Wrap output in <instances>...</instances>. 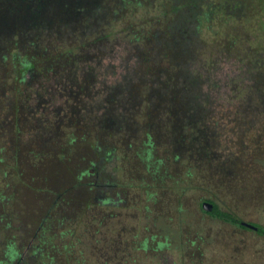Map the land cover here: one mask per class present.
Returning <instances> with one entry per match:
<instances>
[{
    "label": "trees",
    "instance_id": "trees-1",
    "mask_svg": "<svg viewBox=\"0 0 264 264\" xmlns=\"http://www.w3.org/2000/svg\"><path fill=\"white\" fill-rule=\"evenodd\" d=\"M78 1L52 13L41 3L13 1L8 15H0V133L9 135L0 147V165L28 175L15 186L33 195L34 203L56 196L60 220L74 222L80 242L87 235L93 254L100 251L103 225L115 236L122 204L115 198L125 197L124 205L133 207L130 186L145 195L136 208L145 218L144 224L138 221V235L146 238L144 229L151 233L156 226L161 236L168 219L176 212L182 217L185 193L201 189L198 181L208 173L196 178L198 160H216V188L230 199L264 198V95L244 87L247 96L231 103L240 87L236 78L218 82L198 70L186 74L193 22L187 10L195 0ZM81 17L95 38L78 50L69 46L68 33L59 32L71 30ZM117 21L118 35L108 29ZM119 44L128 53L121 56L123 64L133 63L119 78L99 84L97 68L109 69L102 61L114 58ZM84 62L94 69L83 73ZM205 84L216 91L228 87L226 101L206 98L199 90ZM54 94L64 95L65 104L49 108L43 101ZM125 154L131 159L122 160ZM209 196L200 197L203 212L211 214L203 208L207 203L228 218L213 215L244 223L217 207L223 205L214 201L219 194Z\"/></svg>",
    "mask_w": 264,
    "mask_h": 264
},
{
    "label": "rangeland",
    "instance_id": "rangeland-1",
    "mask_svg": "<svg viewBox=\"0 0 264 264\" xmlns=\"http://www.w3.org/2000/svg\"><path fill=\"white\" fill-rule=\"evenodd\" d=\"M156 4L158 5V3ZM103 7H105V2H103ZM155 8L156 6H154V9ZM144 9L145 8H141V10H138V13L140 11L144 12ZM244 10H246L248 14L242 15V17L235 14L234 16L237 18L236 20L232 18L221 20L216 19L215 17L204 20L199 28V32H196L194 28L192 33L190 32V29L193 28L189 29L187 34L188 41H186L190 45L187 50L188 54L190 53L189 58L185 60L183 64L185 65L184 69L187 70L186 74L191 76L194 74V70H198L203 76L204 74H207L210 76L211 80L215 79L218 82L223 80L229 82L228 79L233 80V78H236L233 82L236 81L240 87L235 89L234 99L231 103L236 102L234 100H239L244 95L247 96L246 91L243 89L244 87L245 89L248 88V90L249 87L254 89L249 90L250 92L254 91V94L260 93V96L264 95V63L263 66H261L262 63L257 62L256 65L259 66L257 69L254 68L256 67L255 65L249 66L252 54L259 56L260 60L264 62V0H246L244 2ZM159 12V8L152 11L153 14H158ZM229 14H232L231 10ZM137 16H140V14ZM82 18L83 17L80 18L78 24H75L71 30L68 31L65 29L64 32H59L68 33L67 37L70 42L69 46L72 45L73 47L78 48V50H82L83 47L88 46V44H94L92 42L95 38V35H93L95 30L92 28L88 29L84 24H81ZM111 24V28L108 29H112L113 34L117 33L118 35L119 33L116 30L119 22H112ZM86 50L92 51L94 49L89 46ZM128 50L129 48L127 51ZM125 51V47L119 44L114 49V58L103 59V65L105 64L109 69L104 72L102 67L99 66L97 68V75L95 78L99 84L103 81L110 82L115 78H119V76L124 74L126 64L128 63L131 65L133 63L132 59H130L127 63L123 64L121 56L128 54ZM183 59H186L185 55L183 56ZM84 64V68H81L83 69V73L89 72L90 68L94 69L93 63H91L90 66V63L84 62ZM213 68H216L214 69V73H210ZM218 68H220V70H218ZM111 69L115 70V76H112ZM251 70H253V72ZM209 86L210 85L205 84L202 86L200 85L199 88L200 92L204 94L206 98H217L226 101L228 95L225 94V91L228 87L224 89L225 86L221 85L219 90L216 91L211 90ZM230 92L229 97L233 96ZM41 94L43 93L41 92ZM54 96L55 94L50 95L47 99L48 101H43L49 105V108L51 106H53V108L57 106L60 107L62 104H65L66 97L64 95L57 94L55 99ZM32 102H30L29 105H32ZM52 110L54 111V109ZM89 111L90 108H87V114ZM99 113L102 114V109L99 110ZM130 134L133 135L134 131H130ZM8 136L9 135L7 134L3 133L1 135L0 133V147L8 143V139L5 140V137ZM92 137L97 136L96 134H93ZM159 153L162 154V148H159ZM192 153L193 152H189L188 154L190 155ZM130 156L131 155L129 154L120 155L122 160H126L125 158L131 159ZM205 157L207 156H204V158ZM215 162L216 160L203 159L197 161L196 178L202 177L203 173L208 174L203 176L204 181H198V183L202 185L200 190H189V192L185 193L183 196L185 203L181 216L184 222L181 224L184 225L186 230L189 229V227L193 228L197 235L187 233L189 230H187V232L184 231L185 234L183 235V229L177 228L175 223L171 224L166 228L169 236H171L170 247L168 250L163 251V253L167 257L168 262H175L178 264L179 255L183 256V252L190 253L188 249L189 247L186 246L187 249L183 247L185 246V238L183 237L191 236L192 238L197 237L198 241L200 239L203 248L202 252H204V256L202 257V262L197 261L199 264H264V198H259L257 201H251L249 198L245 200H243V198H238V201L234 198L230 199V197L225 196L220 192V186L219 189L218 187L216 188V175L211 171L215 166ZM12 168L13 166L10 168L5 166V164L0 165V189L7 188L9 185H14L17 180H22L28 176L20 174L17 171L13 172V169L15 168ZM7 176L11 179L10 182L8 181ZM186 183L187 186L190 187L191 183ZM130 187L132 188L130 189L128 196L132 197V201L133 197L135 198L132 205L135 206V204H137L136 208L138 206L141 207L142 205H139V203L141 200H144L145 195L140 194L135 187ZM214 192L219 194L218 197L215 196L214 201L223 204L217 206L221 211L232 213L231 216L233 215L237 220L251 224L262 231L263 234L258 233L253 229L238 227L226 219L203 212L200 209V197L204 196L209 198V193ZM118 198H120V196H118ZM125 199L127 198L124 197L121 201L123 205L121 207L122 209L119 210L122 215L120 220L121 225L119 226H128V228H130L135 224L131 223V216L134 217L138 211L134 210L135 207H125L123 203ZM177 215L178 213L176 212L175 218H177ZM170 220L173 219L171 218ZM138 221L139 224H144L145 218L140 216L137 219V224ZM165 230L163 229V231ZM156 231V226L151 229V232ZM179 231L181 232V235H179ZM83 241L87 242L89 246L87 235L82 236V247L84 246ZM83 249L86 252H90L85 247H83ZM188 258L189 255L184 258L186 264L190 263ZM151 260L152 257H149L148 255L141 261V263L151 264ZM190 264H195V262H191Z\"/></svg>",
    "mask_w": 264,
    "mask_h": 264
},
{
    "label": "flooded vegetation",
    "instance_id": "flooded-vegetation-1",
    "mask_svg": "<svg viewBox=\"0 0 264 264\" xmlns=\"http://www.w3.org/2000/svg\"><path fill=\"white\" fill-rule=\"evenodd\" d=\"M13 1H16L19 6L25 5L26 1L30 4L41 3V8L45 6L52 13L60 11L59 8L64 6L65 2L72 0H0V15L1 13L8 15L7 8ZM83 1L86 0H79L78 2ZM245 1L195 0L194 4L189 6L190 10H187L188 13H193V15L191 14L193 22L190 23V28L193 29H190V32L194 28L196 32H199L203 21L213 17L221 20L225 18L236 20L235 14L240 17L248 14L244 10ZM67 9L70 11L69 8ZM64 10L66 9L64 8ZM230 10L232 14H229ZM23 19L25 20V18ZM182 28V30L185 29L182 33L186 35L185 31L188 29L184 26ZM250 61L249 66L255 65L254 68L256 69L259 67L256 65L257 62L262 63L261 66L264 63L259 56L254 54H252ZM251 71L253 72V70ZM23 190L20 185L0 189V264H144L141 261L148 255L152 257L151 264H176L175 262H168L163 253L169 249L171 242V236H169L167 229L163 231L161 236H158V231L150 233L144 229L147 235H145L146 238L143 235L141 238L138 235L137 214L134 217L131 216V223L135 224L128 228V226H119L122 215L117 212L115 236H111L109 228L103 225L99 253L86 252L83 247L89 250L88 243L83 241L84 246L82 247V242L75 236L74 222L71 221L73 224L70 222L66 224L60 220L58 209L61 207L56 204L58 202L55 199L56 196L51 195L52 197L46 204H43L45 201L34 203V199L30 198L33 195H27L24 193L26 191L23 192ZM115 199L122 201L118 197ZM48 202L52 205L50 206ZM136 206V204L133 206L135 207L134 210H136ZM121 207L122 204L118 205L116 211L122 209ZM70 211H74V209H70ZM182 222L184 221L180 216L173 220L169 219L165 228L175 223L177 228L183 229V235L185 234L184 231L187 232V230H189L187 233L197 235L193 228L189 227L186 230L181 224ZM232 223L238 227L253 229L263 234L259 229L245 226L243 223L239 224L234 221ZM178 233L181 235L180 231ZM183 238H185V246L183 247L185 249H187L186 246L189 247L190 253L183 252V256L179 255L177 263L186 264L184 258L188 255L190 263L199 264L197 261L202 262L204 252H202L200 239L198 241L197 237L192 238L191 236ZM141 240L146 241L145 244L142 243V246L139 244Z\"/></svg>",
    "mask_w": 264,
    "mask_h": 264
},
{
    "label": "water",
    "instance_id": "water-1",
    "mask_svg": "<svg viewBox=\"0 0 264 264\" xmlns=\"http://www.w3.org/2000/svg\"><path fill=\"white\" fill-rule=\"evenodd\" d=\"M203 208H204L205 210L211 212V213L218 214V215H222V214H221V213H220V212H219L214 206H212V205H210V204L204 203V204H203ZM222 216L228 218L227 215H222ZM243 224H244V223H243ZM244 225H246V224H244ZM248 226L251 227V228H256V227H254V226H252V225H248ZM256 229H258V228H256Z\"/></svg>",
    "mask_w": 264,
    "mask_h": 264
}]
</instances>
